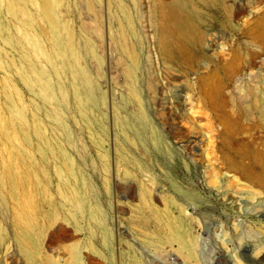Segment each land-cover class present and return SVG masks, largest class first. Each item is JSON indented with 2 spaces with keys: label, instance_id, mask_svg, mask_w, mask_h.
Segmentation results:
<instances>
[{
  "label": "rangeland",
  "instance_id": "374dc122",
  "mask_svg": "<svg viewBox=\"0 0 264 264\" xmlns=\"http://www.w3.org/2000/svg\"><path fill=\"white\" fill-rule=\"evenodd\" d=\"M72 1L79 10L70 19L77 29L88 31L103 59L101 69L93 61L88 68L99 84V96L105 98L101 111L107 125L103 143L109 154L107 171L87 134L82 136L86 160L75 156L97 191L112 239L109 248L95 239L102 257L89 252L93 228L89 212L71 215L52 173L48 195L40 202L43 219L32 231L41 255L29 262L20 252L7 198L10 220L4 225L0 264L64 263L73 245H78L84 264H134V259L140 264H193L146 245L150 237L161 243L157 246L164 245L176 225L161 227L155 220L132 225L139 211L145 217L153 215L141 202L140 181L152 190L156 208L168 211L198 237L202 264H264V191L253 182L264 180V0H158L167 13L179 2L196 27L197 41L189 47L191 58L175 64L163 61L157 52L152 0H137L144 39L143 106L169 149L167 156L159 154L146 161L145 174L129 166L118 150L116 109L131 99V93L108 2L96 8V18L85 8V0ZM202 77L207 97L200 93ZM19 87L27 97L23 86ZM219 88L220 107L213 103ZM125 107L128 113L139 111L134 102ZM69 123L74 133L81 132L78 121L70 117ZM176 187L197 200L186 199Z\"/></svg>",
  "mask_w": 264,
  "mask_h": 264
},
{
  "label": "bare ground",
  "instance_id": "6f19581e",
  "mask_svg": "<svg viewBox=\"0 0 264 264\" xmlns=\"http://www.w3.org/2000/svg\"><path fill=\"white\" fill-rule=\"evenodd\" d=\"M103 2L85 0L84 5L97 18L95 10ZM107 2L118 27L114 39L131 93V99H125L116 109L118 150L129 166L145 174L146 161L159 154L167 156L169 149L143 106L144 39L139 27L140 8L137 0ZM78 8L72 0H0V243L6 235L4 225L10 220L9 198L14 239L29 262H36L41 255L32 231L43 219L40 202L48 195L52 173L60 183L58 195L69 204L71 215L75 217L74 211L89 212L93 225L87 245L89 252L101 256L95 239L100 238L108 248L112 239L97 191L86 179L75 156L77 154L80 161L86 160L82 136L87 134L107 171L109 154L103 144L107 125L101 111L105 98L99 96V84L88 68V62L93 61L101 69L103 59L88 31L77 29L70 19V14L77 13ZM165 10L158 0H152L150 15L156 28L157 52L167 63L189 60V47L197 41L195 24L179 2L170 13ZM199 82L200 93L207 97L205 77ZM19 84L26 90L27 97ZM214 95L213 103L220 107V88ZM129 102L136 103L139 111L128 113L125 105ZM70 117L81 124V132L74 133ZM139 151L141 157L137 154ZM253 182L264 191V180ZM104 183L109 190L108 179ZM139 184L141 202L153 215L148 218L139 211L132 225L139 227L150 220L161 227L166 223L176 225L164 245L157 246L161 243L151 237L146 245L160 249L164 255L173 254L185 262L202 264L198 256V237L184 229L180 220L168 211L156 208L152 190L143 181ZM176 189L191 202L197 200L195 195ZM69 255V260L55 264H84L78 245L70 248ZM134 264L140 263L134 259Z\"/></svg>",
  "mask_w": 264,
  "mask_h": 264
}]
</instances>
